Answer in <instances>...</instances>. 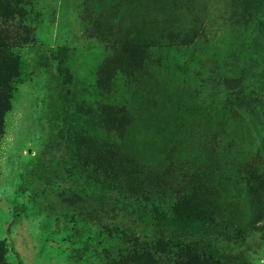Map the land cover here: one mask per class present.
Listing matches in <instances>:
<instances>
[{"label": "rangeland", "instance_id": "obj_1", "mask_svg": "<svg viewBox=\"0 0 264 264\" xmlns=\"http://www.w3.org/2000/svg\"><path fill=\"white\" fill-rule=\"evenodd\" d=\"M0 264H264V0H0Z\"/></svg>", "mask_w": 264, "mask_h": 264}]
</instances>
